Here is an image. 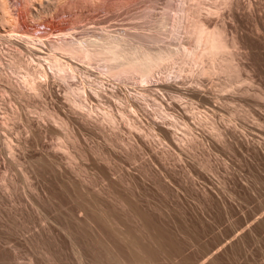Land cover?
Listing matches in <instances>:
<instances>
[{"label": "rangeland", "instance_id": "1", "mask_svg": "<svg viewBox=\"0 0 264 264\" xmlns=\"http://www.w3.org/2000/svg\"><path fill=\"white\" fill-rule=\"evenodd\" d=\"M152 2H154V4ZM191 2L193 1L138 0L136 3L137 6H133V3H128L129 5L125 4L126 6L123 5L124 7H114V9L113 7L110 9H98L99 7L95 6L84 7L87 16L90 17L91 14V17L93 16V18L88 19L89 21L84 20L82 22V20L78 17V14L75 13L77 12V9H71L72 11L69 10L68 13L64 12L65 14H62V12L60 13L63 8H67V2H62L63 6L61 5L60 8H57L58 1L56 0L29 1L28 4L31 6H28L27 4L29 14L25 16V19L29 27H32L29 30L30 32L28 29H25L16 23L17 21H15V19L8 22V26L7 24H2L0 20V33L3 34L0 35V62H2L0 63V66L2 65L1 67H3H0V74H3L6 79L9 77L13 78L14 80L11 79V81L16 82L15 77L8 67V60L13 58L12 54L17 50H20L22 53H20V56L24 58H22L23 60H27L30 57L31 54L29 55L28 49H24L29 45L27 44L26 39H29V37L35 39L37 36L38 40H43L42 38L46 35L43 40L45 41L49 36V31L46 32V30L53 27V22H59L58 24L63 26L67 23V19L72 21L77 17L80 19L79 21H77V18V22L75 21V24L73 21L71 26H64V28L68 29L70 32L77 30L76 32L78 33L75 32L77 35L72 32L76 36H90L92 34L94 35L95 32L100 34L101 32L103 33L107 30H113L112 32L121 34L128 31L135 33L134 29L136 27L139 28H136V32L139 33V30L147 29L146 26L148 29L144 32L141 31L142 34H148L147 32L149 31L150 33H154V29L151 28L154 25V20H156V18H166V15L168 17L166 18L167 21L164 29L167 32L162 29L165 32H160L158 36H160L161 39L165 38L163 40L158 38L159 41L157 44L161 43L162 45L168 44L174 46L180 45L183 41L186 42V40L183 39V32L180 33L182 29L179 28L180 30H176L174 27L177 25L176 20L179 22L178 18L183 15H181L183 12L182 7L184 6L183 8H187ZM263 2L264 0H230V4L225 6L228 7L227 9H225L223 5H219V8H221L217 14L211 16L213 18L210 16L208 17L207 15L208 19H206V14H202L204 19H210L209 24L213 26H224L227 29H225L226 34H228L227 36L236 41L237 44L235 43L234 47L236 48L238 46L237 49L235 50L234 47L233 49L231 48V50L233 52L235 51L234 53L237 55H235L236 58L234 61H236V63L241 67L240 72L242 73L241 75L239 74L240 77L242 76L241 78L247 79L249 84L252 83L250 85L251 87L249 84H247V87L245 86L247 82L240 83L234 81L233 84H231V88L228 89L229 91H219V93L217 92L218 90L216 89L215 84L222 82L224 80L222 77L221 78L223 80H221V78L216 79V77H212L213 79L209 77L208 79L207 76V79H205V76H203V79L200 75L196 77L195 75L198 74L195 71H192V73H190L191 71H185L186 74L182 73L180 76H176L174 72H171V70L170 74L168 73L169 70L167 72L164 70L165 73L162 71L156 74L157 78L155 77V80L153 79V81L149 83L141 84L140 81L131 79L116 81V79L110 77L108 78L107 76L100 74L97 68L95 69L90 67L89 70L86 69L88 70L86 71V77L89 75V79L86 78V80L88 79L87 82L91 78L92 80H90L91 82L89 81V85L92 84V88H96L100 95L97 97L92 93L89 94L90 92L88 93L87 91V99L91 104V106L89 105V109L95 112V114L93 113L92 115L96 117L99 110L102 109L108 112L111 110L112 114H115V116L118 117L117 112L122 108V106L120 107V104L117 103V98L122 97L123 100L128 99L130 102L127 100L124 101L128 103L132 102L134 105L133 107L135 108V112L132 117H134L133 119L136 123H138V129H144H139V131L141 133L145 131L147 138L144 134H136L139 131L134 128H132L134 130L131 132L129 129L131 127H129L127 123L119 117L116 120L117 125L120 126L118 128L116 125L118 129L116 127L112 128L111 126L109 128L108 124L105 126L106 123H103L104 125L102 124V128L101 123H99V126L101 127L98 126L97 121V124L94 123L95 117H92V120H88L91 118H84L85 116H83L84 114L81 110L76 111L75 109H72V107L68 105L69 102L65 97V93L68 91V84L82 85L85 83L84 79L80 76L73 78L74 80L76 79L81 82L80 84L79 82L76 83V80L74 82L72 79V81H66L64 79L66 83L68 82L66 84L63 80L56 77L54 78V76L49 72L47 80H45V84H43L42 87V96L39 98L32 96V101L30 98L29 100L24 98L18 99L12 93L8 94L9 96L6 95L3 99L0 97V100H3L0 101V103L2 102L0 104V127L2 126L0 128V264H112L108 260V254L118 257L123 264H134L132 263V259H130L131 249L127 248L128 246L125 244L126 242L124 243L121 240H117L111 232L107 230V228L94 219L95 214L97 213L108 216V219L110 218L109 221H112L111 224L115 229H117L121 238H127L134 234L137 236L140 244H144L152 248L154 251V256L151 257L153 264H264ZM170 3L173 4V6ZM212 4L213 0H202V6L204 8H207V5H211L213 7L214 4ZM232 4H234L232 7L233 10L231 9ZM123 8H125V10ZM171 13L174 14L172 15ZM64 17L66 18L64 19ZM152 18L154 19L152 20ZM147 19H150L149 21L152 20L151 23ZM168 19H170L171 22H169ZM145 21L147 25L145 24ZM149 23L152 24V26H150ZM48 24L53 25L49 26V28ZM173 25L175 26L173 27ZM132 27L134 29H132ZM140 27L144 28L141 29ZM169 28L171 29L169 30ZM173 28L177 32H174ZM163 33H166L168 36ZM11 34L16 36L18 34L19 36L17 37L21 38L23 41L18 38L19 42L18 40L17 42L22 44L19 45L15 41L14 45L12 44V40H5L2 38L5 35ZM174 35H176V37ZM232 35H235L236 37ZM165 40L168 41L166 42ZM7 41L12 42H9L11 45L7 43ZM240 46H242V48ZM15 54L17 55V53ZM33 57L36 58L37 55L36 57L35 55ZM246 66L247 68H245ZM1 71L3 72L1 73ZM97 71L98 74L95 75ZM188 72L191 76L187 74ZM193 72L196 74H193ZM161 74L163 75L162 78H160ZM97 76L100 77V79H98ZM96 79L98 81L101 80L102 83L100 81L98 82ZM218 79L220 80L219 82ZM3 84L4 83L0 82V87L4 86ZM189 84H191V86ZM134 86L136 87L135 89ZM193 87H195V89ZM233 87H237V91ZM240 87L242 88L240 89ZM259 87H261V89ZM189 88L191 89L189 90ZM202 88L204 91L201 90ZM231 89L234 91V94H232L233 92ZM195 90H198L201 96L200 98L199 95L197 98L192 96L195 95L191 94L195 93ZM247 90L249 91L247 92ZM223 94L229 95L226 96ZM257 94L262 95V97L257 96ZM222 95L225 98H223ZM230 95L232 97L231 99ZM191 98L192 101L190 100ZM193 98L195 100H193ZM217 98L220 99L218 100ZM239 98H242V100ZM139 100L140 102L141 100L143 102L139 103ZM204 100L209 101V104L207 105V102ZM231 100H234V103L233 101L231 102ZM31 102L32 104H30ZM230 103H233V105ZM10 104H12L13 107L12 105L10 106ZM94 104H96L97 107H95ZM114 104H116L117 107L119 104V109ZM32 105H34L35 108L32 107ZM37 105L39 106L37 107ZM227 105H231L230 109L227 108ZM98 106L102 107L99 108ZM186 106L188 108H186ZM213 106L214 108H212ZM173 107L176 108L174 109ZM97 108L99 110H97ZM248 108L252 110L249 111ZM190 109L193 113L190 112ZM194 109H196L195 113L197 114H194ZM256 109L258 112L255 111ZM51 111L53 114L57 113L58 116L66 120L67 127L69 126L68 131L72 136L74 135L73 137H75L74 142H72V140H67L65 135L66 133L63 129L54 123L52 117L50 116L52 114ZM188 111L190 113H188ZM230 111H232V113ZM146 112L148 113L147 115ZM162 112H165L167 117L166 115L163 116ZM169 113L171 116H169ZM194 115H198L196 119ZM202 115H204V117ZM249 115H252L250 120H246L249 119ZM172 116H174V118L177 117L176 119H178V121H185L188 129L191 128V131H194L191 132L189 130L190 135L192 134L191 137L194 135L193 141L192 138H190V140L188 139L189 144L192 142L194 143L193 145L191 143L186 146V144H188L187 138H189L190 135L185 138V133L182 131L185 130V127L183 129V126L179 125L182 128L181 130L179 126H177V129L172 126L173 122L172 124L169 122L173 121ZM170 117L171 119H169ZM205 117H207V119ZM224 117L227 119L225 120ZM3 118L5 120H3ZM164 118L165 120H163ZM212 119L214 121H212ZM201 121H203V124L208 123V125H203L201 123L202 125L200 127L199 124ZM219 121H225L226 125L224 122ZM165 122L167 123L165 124ZM139 124L142 128L139 127ZM243 124L245 125L243 126ZM4 125L5 127H3ZM260 126L263 129H260ZM192 127L194 128L192 129ZM111 129L115 132L116 130H119L116 132L117 134H122L124 132L122 136L119 135L120 138H118L120 140L113 139V137H117L118 135H115L116 133H114V131L112 133ZM215 129L217 132H220V130L223 132L221 134L218 133V135L220 134L219 136H215L213 135V132L216 131ZM150 130H153L154 133H150ZM163 130L166 132L165 135L168 131H170L168 132L169 136L167 135V137H164L166 140L163 138ZM172 130H178L176 133L174 131L177 135H173L174 133ZM105 131L107 132L105 133ZM160 131H162V133ZM110 132L113 135H110ZM147 132H149L150 135H148L149 133ZM142 135L144 136L141 137ZM126 136L132 137L134 142ZM148 136L152 137V139ZM174 136H177V140L173 138ZM182 136H184L187 141L183 139L182 142ZM223 136L228 139L225 140ZM109 137L112 138L110 140L114 142L113 144L116 143L120 145L117 146L115 144L113 148L112 141H108L106 139ZM157 138H160L161 141L157 140ZM222 138L223 141H221ZM9 139L11 140L9 141ZM173 140L181 143L186 142V144L184 143V146H182L183 144L179 145L180 143H177L176 145V142ZM217 140L219 141L217 142ZM122 141L124 143H122ZM62 142L67 143L68 147L66 144L64 145L66 147L65 150L59 148L58 146L59 144H64ZM128 142H130L131 147L133 145L132 148ZM122 144L124 145V148ZM134 145H136V148ZM165 145L168 146L165 147ZM175 145L180 146V148L178 149ZM188 146H190V149ZM197 146L200 147L198 148ZM182 147H188L186 149L187 151L185 148L183 150ZM193 147L195 148L193 149ZM117 148L120 152H117ZM124 149L126 151H124ZM123 151L126 153H122ZM127 151L131 156H127ZM186 152H190V154ZM194 153L195 155H193ZM161 159L163 161H161ZM210 159L211 161H209ZM133 160L135 162H133ZM205 164L209 166H206ZM212 174L214 176H212ZM127 197H129L128 200H126ZM130 233L133 234L131 235ZM157 235L160 236V239L162 237L165 238L166 243L163 244L162 242L164 241V238L160 241V243L163 244V249L158 247L160 243H157L155 240ZM162 244H160V246Z\"/></svg>", "mask_w": 264, "mask_h": 264}, {"label": "bare ground", "instance_id": "2", "mask_svg": "<svg viewBox=\"0 0 264 264\" xmlns=\"http://www.w3.org/2000/svg\"><path fill=\"white\" fill-rule=\"evenodd\" d=\"M31 2L32 0H0V20H1V22H2V24H7V26H8V22H11V21H13V19H15V21H17L16 23H18L21 27H23V28H25V29H28V31L32 28H30L29 27V25L27 24V21H26V19H25V16L27 15V14H29L28 13V7H27V4H28V2ZM37 1V0H36ZM56 1H58V6H57V8H60V6L63 4L62 2H67V8L66 9H64L63 8V10H61L60 11V13L62 12V14L64 13V12H67L68 13V11L69 10H71V9H77V12H75V13H77L78 14V17L82 20V22L84 21V20H88V19H91V18H93V16L91 17V14H90V17L89 16H87V14H86V10H84V7H90V6H95V7H99L98 9H101V8H104V9H110V8H112L113 7V9H114V7H121V6H126L125 4H128V3H133V6L134 5H136L137 6V1L138 0H56ZM169 1V0H168ZM174 1V0H173ZM191 1V0H190ZM193 2H191V4H189V6H187V5H185V6H187V8L185 7V8H183L182 7V9H183V12L181 13V15H182V17H179L178 19H179V22H177L178 20H176V23H177V25H176V23H175V25H173V27L174 28H176V30H178L179 28L180 29H182V31L180 32V33H182L183 32V34H184V37L186 38H184L183 37V39L184 40H186V42L185 41H183V43H179L180 45H176V46H174V45H168V44H166V45H162L161 43L159 44H157V42L159 41L158 40V38L159 39H161L160 38V36H158V34H160V32L162 33V32H165L166 30L164 29V27L166 26L165 24H166V18L168 17V16H166L165 15V17L166 18H162V17H164V16H162L161 18L162 19H157L156 18V20H154V25H153V27H151L152 29H154L153 31H154V33L153 32H151V33H153V34H151L150 33V31L149 32H147L148 34H142L141 33V31H145V30H147L148 29V27L146 26V28L147 29H145V30H139L140 32L138 33V32H136V25H135V29L132 27V29H134L135 31V33H131V31H128V32H126V33H117V32H112V31H110V30H107V31H105V32H101L100 34H97L96 32V34L94 33V35L92 34V35H90V36H76L77 34L76 33H78V32H76L77 30H75L73 33H75L76 35H74L72 32H70V31H68V29H65L64 28V26H71L72 24V22L75 24L77 21H79L80 19L78 18H76L77 19V21H76V19L75 20H70V19H67L66 21H67V23L65 24V25H63V26H61V24H58L57 22H53L54 23V25H53V27L52 28H50L49 26H52L51 24H48V27L50 28V29H48V30H46V32L47 31H49V36L47 37V39L45 40V41H43L44 40V38L46 37V35H44L45 37L44 38H42L43 40H38L37 39V36L35 37V39L34 38H30L29 37V39H26V41H27V44H29L28 46H26L27 48H24V49H28V51H29V55H30V57L27 59V60H23L24 58L23 57H21L20 56V50H17L15 53H17V55L15 54V53H13L11 56L13 57V58H10V60H8L9 61V63H8V67H9V69L11 70V73L13 74V76L15 77V80H16V82H13V81H11V79H13V78H4V76H3V74L1 75L0 74V82L1 83H4L3 85L4 86H2V87H0V91H1V96L0 97H2V99H3V97H5L6 95H8V94H13L14 96H16L18 99H20V98H24V99H26V100H29V98L31 99L32 98V96L33 97H40V96H42L41 94H42V87H43V84H45L44 82H45V80H47V77H48V75H49V72L54 76V78L56 77V78H58V79H61V80H63V82H65L64 81V79L67 81H69V80H74L73 78H77V76H80V77H82V79H84V84H82V85H70V84H68L69 85V88H68V91H67V87L65 88L66 89V99H67V101L69 102V104L68 105H70L71 107H72V109H75L76 111H79V110H81L82 112H83V116H85L84 118H91V119H88V120H92V117H95V116H93L92 114L94 113L95 114V112H93V111H91L90 109H89V107L91 106V104L89 103V101H88V99H87V91H88V93L89 94H93L94 96H97V97H99L100 95H99V92H98V90L96 89V88H92V84H90L91 85V87H90V85H89V81L90 80H92L91 78H90V80L87 82V80L89 79L88 77H89V75H88V77H86V71H88L89 70V68L90 67H93V68H97L98 69V71H99V73L100 74H102V75H104V76H107L108 78L110 77V78H113V79H116V81L117 80H137V81H140L141 82V84H143V83H149V82H151V81H153V79L156 77V74L157 73H160V72H162V71H164V70H166V72L169 70V74H170V70H171V72L173 73H175V75L177 76V75H179L180 76V74H182V73H185L186 74V72L185 71H191L190 73H192V71H195L198 75H195L196 77L197 76H199L200 75V77H202L203 78V76H205V79H207L206 78V76L208 77V79H209V77H211V79H213L212 77H216V79L217 78H221V80H223L222 82H220V83H217V84H215V87H216V89L218 90L217 92H223V91H227L229 88H231V84H233V82L234 81H237V82H240V83H245V82H247V79H245V78H241L240 77V75H241V73L242 72H240V66H239V64H237L236 63V61H234L235 60V58H236V54L231 50V48L233 49V47L235 46V43H236V41H234V39L233 38H229V36H227L228 34H226V28L224 27V26H220L219 24V26H213V25H211V24H209L210 22H209V20H206V19H208V17L210 16H213V15H215V14H217L218 13V11H219V9L221 8H219V5H223L224 7L225 6H228L229 4H230V0H213V7L211 6V5H207V8H204L203 6H202V0H192ZM204 1H207V0H204ZM209 1V0H208ZM232 1V0H231ZM258 1V0H257ZM262 1V0H261ZM142 2H148V1H142ZM158 2V1H157ZM171 2V1H170ZM153 4H154V2H152ZM174 3V2H173ZM181 3V2H180ZM185 3V2H184ZM211 3H212V1H211ZM210 3V4H211ZM264 3V2H263ZM53 4V3H52ZM171 4V3H170ZM186 4V3H185ZM30 4H28V6H29ZM129 5V4H128ZM143 5V4H142ZM141 5V6H142ZM151 5V4H150ZM172 6H173V4H171ZM182 5V4H181ZM180 5V6H181ZM233 5L234 4H232V6H231V9H232V7H233ZM252 5V4H251ZM256 5V4H255ZM31 6V5H30ZM63 6V5H62ZM123 6V7H124ZM132 6V7H133ZM154 6H156V5H154ZM154 6H152V7H154ZM171 6V7H172ZM179 6V5H178ZM205 6V5H204ZM208 6H209V8H208ZM223 6H222V8H223ZM240 6H241V4H240ZM250 6V5H249ZM148 7V6H147ZM170 7V8H171ZM175 7V6H174ZM56 8V9H57ZM92 8V7H91ZM129 8V7H128ZM228 7H225V9H227ZM260 8V7H259ZM55 9V10H56ZM85 9H87V8H85ZM120 9V8H119ZM124 10H125V8H123ZM129 9H131V8H129ZM137 9V8H136ZM135 9V10H136ZM150 9V8H149ZM179 9H181V8H179ZM60 10V9H59ZM95 10H96V8H95ZM178 10V9H177ZM233 10V9H232ZM250 10V9H249ZM72 11V10H71ZM73 11H76V10H73ZM117 11V10H116ZM115 11V12H116ZM152 11V10H151ZM168 11V10H167ZM170 11V10H169ZM174 11V10H173ZM180 11V10H179ZM178 11V12H179ZM182 11V10H181ZM231 11V10H230ZM30 12V11H29ZM59 12V11H58ZM114 12V13H115ZM141 12V11H140ZM154 12V11H153ZM221 12V11H220ZM219 12V13H220ZM227 12V11H226ZM31 13V12H30ZM71 13H73V12H71ZM71 13H69V14H71ZM113 13V12H112ZM119 13H121V12H119ZM122 13H123V11H122ZM136 13V12H135ZM145 13V12H144ZM143 13V14H144ZM147 13H148V11H147ZM152 13V12H151ZM203 13H205L206 14V17H207V15H208V17L206 18V19H204V16L202 15ZM253 13V12H252ZM65 14V13H64ZM76 14V15H77ZM142 14V13H141ZM172 15L174 14V13H171ZM60 15V14H59ZM68 15V14H67ZM97 15H99V14H97ZM114 15V14H113ZM117 15V14H116ZM149 15H152V14H149ZM162 15H164V14H162ZM179 15V14H178ZM223 15V14H222ZM225 15V14H224ZM64 16V15H63ZM130 16V15H129ZM139 16H142V15H139ZM138 16V17H139ZM158 16V15H157ZM217 16V15H216ZM220 16V15H219ZM29 17V16H28ZM68 17V16H67ZM109 17V16H108ZM153 17H154V15H153ZM172 17V16H171ZM218 17V16H217ZM63 18V17H62ZM61 18V19H62ZM66 17H64V19H65ZM107 18V17H106ZM113 18H114V16H113ZM118 18V17H117ZM149 18V17H148ZM159 18V17H158ZM211 18H213V17H211ZM124 19V18H123ZM134 19V18H133ZM154 18H152V20H153ZM170 19H172V18H170ZM170 19H168L169 20V22H171V20ZM177 19V18H176ZM215 19V18H214ZM219 19H220V17H219ZM59 20V19H58ZM120 20V19H119ZM121 20H122V18H121ZM125 20V19H124ZM127 20V19H126ZM148 21L150 20V19H147ZM151 20V21H152ZM173 20V19H172ZM175 20V19H174ZM76 21V22H75ZM89 21V20H88ZM140 21V20H139ZM151 21H149L150 23H151ZM213 21V20H212ZM61 22V21H60ZM174 22V21H173ZM140 23V22H139ZM149 23V24H150ZM211 23H214V22H211ZM218 23V22H217ZM225 23V22H224ZM10 24V23H9ZM138 24V23H137ZM144 24V23H143ZM145 24H146V21H145ZM148 24V25H149ZM263 24V23H262ZM95 25V24H94ZM147 25V24H146ZM171 25H172V23H171ZM224 25V24H223ZM264 25V24H263ZM150 26H152V24H150ZM4 27V26H3ZM46 27V26H45ZM67 28V27H66ZM72 28V27H71ZM129 28H131V27H129ZM141 28V27H140ZM142 28H144V27H142ZM141 28V29H142ZM150 28V27H149ZM173 28V30H174V32H177L175 29ZM102 29V28H101ZM137 29H139V28H137ZM152 29H149V30H152ZM162 29H164V30H162ZM171 28H169V30H170ZM179 29V30H180ZM226 29V30H225ZM87 30V29H86ZM92 30V29H91ZM115 30V29H114ZM131 30V29H130ZM162 30V31H161ZM168 30V31H169ZM254 30V29H253ZM96 31V30H95ZM102 31H104V30H102ZM252 31V30H251ZM261 31V30H260ZM14 32V31H13ZM30 32V31H29ZM81 32V31H80ZM130 32V33H129ZM132 32H133V30H132ZM167 32V31H166ZM12 33V32H11ZM15 33V32H14ZM16 33H18V32H16ZM20 33V32H19ZM169 33V32H168ZM228 33H229V31H228ZM254 33V32H253ZM23 34V33H22ZM80 34V33H79ZM78 34V35H79ZM85 34V33H84ZM88 34H89V32H88ZM163 34H166V33H163ZM163 34H161V35H163ZM233 34V33H232ZM263 34V33H262ZM0 35H3L2 33H0ZM14 35V34H13ZM12 34L11 35H5V36H3L2 38L3 39H5V40H12V42H10V41H7V43H12V44H14V42L16 41L17 42V40H18V38L19 37H17V36H19L18 34H17V36L16 35H14L13 36ZM33 35V34H32ZM167 35V34H166ZM172 35V34H171ZM260 35V34H259ZM168 36V35H167ZM173 36V35H172ZM175 37H176V35H174ZM178 36V35H177ZM232 36H235V35H232ZM1 37V36H0ZM22 37V36H21ZM24 37V36H23ZM43 37V36H42ZM161 37H163V36H161ZM236 37V36H235ZM259 37V36H258ZM39 38V37H38ZM165 38V37H164ZM164 38H162L161 40H163ZM170 38V37H169ZM252 38V37H251ZM20 40H21V38H19ZM174 39V38H173ZM176 39V38H175ZM179 39V38H178ZM239 39V38H238ZM170 40V39H169ZM21 41H23V40H21ZM166 41V40H165ZM168 41V40H167ZM166 41V42H167ZM238 41V40H237ZM18 42H19V40H18ZM17 42V43H18ZM166 42H163V43H166ZM177 42V41H176ZM178 42H179V40H178ZM182 42V41H181ZM185 42V43H184ZM239 42V41H238ZM244 42V41H243ZM256 42V41H255ZM6 43V44H7ZM9 43V44H10ZM16 43V44H17ZM263 43V42H262ZM19 44V43H18ZM17 44V46L19 47V45L20 44H22V43H20L19 45ZM237 44V43H236ZM240 44V43H239ZM11 45V44H10ZM15 45V44H14ZM13 45V46H14ZM242 45V44H241ZM8 46V45H7ZM25 47V46H24ZM238 47V46H237ZM237 47L235 48V50L237 49ZM241 48H242V46H240ZM21 48V47H20ZM13 49H15V48H13ZM22 49H23V47H22ZM238 49H240V48H238ZM252 49V48H251ZM242 50V49H241ZM27 51V50H26ZM239 51V50H238ZM237 51V52H238ZM239 53V52H238ZM6 54V53H5ZM14 54H15V56H14ZM22 54V53H21ZM243 54V53H242ZM262 54V53H261ZM3 55V54H2ZM35 55V57H36V55H37V57L36 58H34L33 56ZM236 55V56H235ZM254 55V54H253ZM241 56V55H240ZM21 57V58H20ZM242 57V56H241ZM246 57V56H245ZM263 57V56H262ZM23 58V59H22ZM243 58V57H242ZM248 58H250V57H248ZM256 58V57H255ZM238 59H239V57H238ZM1 61V60H0ZM239 61V60H238ZM241 61V60H240ZM247 61V60H246ZM0 63H2V62H0ZM5 63H6V61H5ZM3 65H4V63H3ZM2 66V65H1ZM0 66V67H1ZM5 66V65H4ZM245 66V65H244ZM1 68H3V67H1ZM0 68V69H1ZM5 68V67H4ZM93 68H92V70H93ZM245 68H247V66L245 67ZM258 68V67H257ZM263 68V67H262ZM86 69H88V70H86ZM243 69V68H242ZM254 69V68H253ZM8 70V69H7ZM250 70V69H249ZM94 71V70H93ZM98 71L95 73V75L96 74H98ZM243 71V70H242ZM3 71H1V73H2ZM10 72V71H9ZM95 72V71H94ZM195 72H193V74L195 73ZM240 72V73H239ZM90 73V72H89ZM163 73H165V71L163 72ZM171 73V74H172ZM195 73V74H196ZM244 73V72H243ZM250 73V72H249ZM8 74V73H7ZM50 74V75H51ZM187 74H189V72L187 73ZM240 74V75H239ZM254 74V73H253ZM256 74V73H255ZM5 75V74H4ZM94 75V74H93ZM92 75V76H93ZM190 75V74H189ZM244 75V74H243ZM246 75V74H245ZM2 76H3V78H2ZM8 76V75H7ZM12 76V75H11ZM12 76V77H13ZM104 76H103V78H104ZM162 74H161V77L160 78H162ZM171 76V75H170ZM169 76V77H170ZM175 76V77H176ZM191 76V75H190ZM194 76V75H193ZM249 76V75H248ZM251 76V75H250ZM253 76V75H252ZM79 77V78H80ZM98 77V76H97ZM182 77V76H181ZM184 77V76H183ZM78 78V79H79ZM86 78H88L87 80H86ZM157 78V77H156ZM168 78V77H167ZM187 78H188V76H187ZM251 78H253V77H251ZM81 79V78H80ZM82 79H81V81H82ZM98 79H100V77H98ZM102 79V78H101ZM166 79V78H165ZM201 79V78H200ZM204 79V78H203ZM14 80V79H13ZM55 80V79H54ZM71 80V81H72ZM76 80V79H75ZM75 80H74V82H75ZM97 80V79H96ZM105 80V79H104ZM155 80V79H154ZM157 80V79H156ZM161 80V79H160ZM178 80V79H177ZM186 80H189V79H186ZM255 80V79H254ZM77 81V80H76ZM95 81V80H94ZM98 81V80H97ZM100 82H101V80H99ZM98 81V82H99ZM110 81V80H109ZM108 81V82H109ZM165 81V80H164ZM176 81V80H175ZM174 81V82H175ZM179 81H180V79H179ZM178 81V82H179ZM220 80L218 79V82H219ZM79 81H77L76 83H78ZM83 82V81H82ZM91 82V81H90ZM131 82V81H130ZM186 82V81H185ZM203 82V81H202ZM206 82V81H205ZM209 82V81H208ZM249 82V81H248ZM246 83L245 84V86L247 87L248 85L247 84H249V83ZM255 82V81H254ZM59 83V82H58ZM66 83V82H65ZM68 83V82H67ZM66 83V84H67ZM81 82H79V84H80ZM102 83V82H101ZM192 83V82H191ZM210 83V82H209ZM213 83V82H212ZM216 83V82H215ZM48 84V83H47ZM104 84V83H103ZM109 84V83H108ZM156 84V83H155ZM168 84V83H167ZM179 84V83H178ZM177 84V85H178ZM198 84H201V83H198ZM203 84V83H202ZM208 84V83H207ZM236 84V83H235ZM252 84V83H251ZM251 84H249V86L251 85ZM62 85V84H61ZM61 85H59V86H61ZM63 85H65V84H63ZM101 85V84H100ZM151 85V84H150ZM149 85V86H150ZM190 86H191V84H189ZM206 85V84H205ZM209 85V84H208ZM244 85V84H243ZM67 86V85H66ZM143 86V85H142ZM148 86V85H147ZM155 86V85H154ZM157 86V85H156ZM170 86V85H169ZM193 86V85H192ZM203 86H204V84H203ZM202 86V87H203ZM238 86H240V85H238ZM242 86V85H241ZM253 86H254V84H253ZM252 86V87H253ZM257 86V85H256ZM55 87V86H54ZM90 87V88H89ZM94 87H95V85H94ZM124 87V86H123ZM126 87V86H125ZM184 87V86H183ZM182 87V88H183ZM187 87H189V86H187ZM244 87V86H243ZM251 87V86H250ZM255 87V86H254ZM62 88V87H61ZM133 88V87H132ZM136 87L134 86V89H135ZM194 89H195V87H193ZM201 88V87H200ZM204 88V87H203ZM203 88L201 89V90H203ZM209 88V87H208ZM234 88V87H233ZM232 88V89H233ZM237 88V87H236ZM236 88H234L236 91H237V89ZM242 87H240V89H241ZM260 89H261V87H259ZM263 88V87H262ZM48 89V88H47ZM105 89V88H104ZM141 89V88H140ZM145 89H146V87H145ZM191 88H189V90H190ZM198 89H199V86H198ZM231 89V90H232ZM245 89V88H244ZM255 89L257 90V88L255 87ZM49 90V89H48ZM113 90V89H112ZM128 90V89H127ZM139 90V89H138ZM142 90H143V88H142ZM147 90V89H146ZM164 90V89H163ZM170 90H171V88H170ZM175 90V89H174ZM182 90V89H181ZM259 90V89H258ZM264 90V89H263ZM65 91V90H64ZM130 91V90H129ZM135 91V90H134ZM177 91V90H176ZM204 91V90H203ZM206 91V90H205ZM209 91V90H208ZM216 91V90H215ZM229 91V90H228ZM240 91V90H239ZM249 90H247V92H248ZM101 92V91H100ZM165 92V91H164ZM192 92V91H191ZM195 93H191V94H195V95H192L194 98H197L198 97V95H199V98L201 97L200 96V94H199V92H198V90H195L194 91ZM207 92V91H206ZM219 92V93H220ZM231 92V91H230ZM230 92H228V93H230ZM233 92V93H232ZM232 94H234V91L232 90ZM254 92V91H253ZM150 93V92H149ZM182 93V92H181ZM237 93V92H236ZM250 93V92H249ZM248 93V94H249ZM64 94V95H65ZM88 94V96L91 98V96ZM183 94V93H182ZM245 94V93H244ZM251 94V93H250ZM249 94V95H250ZM102 95V94H101ZM137 95V94H136ZM166 95V94H165ZM172 95V94H171ZM190 95V94H189ZM203 95V94H202ZM219 95H221V94H219ZM223 95H226V96H228L227 94H223ZM222 95V96H223ZM241 95V94H240ZM253 95V94H252ZM251 95V96H252ZM9 96V95H8ZM7 96V97H8ZM11 96V95H10ZM93 96V97H94ZM112 96H116V95H112ZM111 96V97H112ZM142 96H144V95H142ZM185 96V95H184ZM187 96V95H186ZM192 96H190V97H192ZM217 96H218V94H217ZM233 96V95H232ZM248 96V95H247ZM246 96V97H247ZM254 96V95H253ZM252 96V97H253ZM257 96H260V97H262V95H260V94H257ZM15 97V98H16ZM55 97V96H54ZM102 97V96H101ZM110 97V98H111ZM133 97H135V96H133ZM159 97V96H158ZM181 97V96H180ZM219 97V96H218ZM221 97V96H220ZM235 97H236V95H235ZM239 97V96H238ZM242 97H243V94H242ZM251 97V98H252ZM114 98H116V97H114ZM131 98H132V95H131ZM174 98V97H173ZM193 98V100H195ZM223 98H225L224 96H223ZM226 98H229V97H226ZM232 97H231V95H230V99H231ZM1 99V98H0ZM41 99V98H40ZM100 99V98H99ZM136 99V98H135ZM141 99V98H140ZM166 99V98H165ZM180 99V98H179ZM182 99V98H181ZM214 99V98H213ZM218 100L220 99V98H217ZM235 99V98H234ZM237 99V98H236ZM239 99H241L242 100V98H239ZM246 99V98H245ZM254 99H257V98H254ZM259 99V98H258ZM263 99H264V94H263ZM11 100H12V98H11ZM16 100V99H15ZM35 100V99H34ZM33 100V101H34ZM46 100V99H45ZM110 100V99H109ZM117 100H118V102L117 103H119L120 104V107L122 106V108L121 109H119L118 107H119V104H118V107H117V105L116 104H114V105H116V107L119 109L118 110V117L119 118H121V120H123V121H125L126 123H127V125L129 126V127H131V128H129L130 129V131L132 132L134 129L135 130H137V131H139V129H138V126H137V124L138 123H136L135 122V120L133 119L134 117H132V115L134 114V105L132 104V102L131 103H128V102H130V101H128V99H124V100H127L128 102H126V101H124L123 99H122V97H118L117 98ZM146 100V99H145ZM185 100V99H184ZM191 101H192V98L190 99ZM227 100H229V99H227ZM0 101H3V100H0ZM31 101H32V99H31ZM116 101V100H115ZM174 101H176V100H174ZM204 101H206V100H204ZM222 101V100H221ZM233 101V103H234V100H231V102ZM259 101V100H258ZM264 101V100H263ZM18 102V101H17ZM26 102V101H25ZM24 102V103H25ZM95 102V101H94ZM102 102V101H101ZM137 102V101H136ZM141 102H143L142 100H141ZM140 102V100H139V103H141ZM156 102V101H155ZM171 102V101H170ZM187 102V101H186ZM196 102V101H195ZM194 102V103H195ZM207 102V105L209 104V101H206ZM215 102V101H214ZM227 102V101H226ZM225 102V103H226ZM249 102V101H248ZM2 103V102H1ZM0 103V104H1ZM12 103V102H11ZM14 103V102H13ZM33 103H35V102H33ZM92 103V102H91ZM150 103V102H149ZM161 103V102H160ZM172 103H174V102H172ZM197 103V102H196ZM223 103V102H222ZM224 103V104H225ZM233 103L231 104V105H233ZM236 103H238V102H236ZM6 104V103H5ZM21 104V103H20ZM30 104H32V102L30 103ZM36 104V103H35ZM34 104V105H35ZM102 104V103H101ZM106 104V103H105ZM143 104H145V103H143ZM159 104V103H158ZM176 104V103H175ZM189 104V103H188ZM204 104H205V102H204ZM228 104V103H227ZM4 105V104H3ZM8 105V104H7ZM12 104H10V106H11ZM27 105V104H26ZM25 105V106H26ZM34 105H32V107H34L35 108V106ZM44 105V104H43ZM90 105V106H89ZM95 105V107H97L96 106V104H94ZM146 105V104H145ZM161 105V104H160ZM170 105V104H169ZM180 105V104H179ZM192 105V104H191ZM201 105H202V103H201ZM213 105V104H212ZM230 105V106H231ZM238 105V104H237ZM28 106H31V105H28ZM39 105H37V107H38ZM53 106V105H52ZM92 106H93V104H92ZM113 106V105H112ZM140 106V105H139ZM150 106V105H149ZM152 106V105H151ZM154 106V105H153ZM197 106V105H196ZM205 106V105H204ZM216 106V105H215ZM230 106L229 105H227V108L228 109H230ZM244 106V105H243ZM260 106V105H259ZM12 107H13V105H12ZM18 107V106H17ZM59 107V106H58ZM70 107V108H71ZM99 107V106H98ZM102 107V106H101ZM101 107H99V108H101ZM164 107H165V105H164ZM182 107V106H181ZM183 107H184V105H183ZM182 107V108H183ZM194 107V106H193ZM199 107V106H198ZM211 107V106H210ZM222 107V106H221ZM225 107V106H224ZM252 107V106H251ZM7 108V107H6ZM50 108V107H49ZM109 108V107H108ZM141 108V107H140ZM147 108V107H146ZM160 108V107H159ZM162 108V107H161ZM174 108V107H173ZM176 108V107H175ZM174 108V109H175ZM186 108H188L187 106H186ZM194 108H196V109H198L197 107H194ZM205 108V107H204ZM212 108H214V106L212 107ZM226 108V107H225ZM224 108V109H225ZM226 108V109H227ZM238 108V107H237ZM237 108H236V110H237ZM241 108H243V107H241ZM245 108V107H244ZM14 109V108H13ZM18 109V108H17ZM91 109H92V107H91ZM96 109V108H95ZM104 109V108H103ZM148 109V108H147ZM164 109V108H163ZM169 109H170V107H169ZM184 109V108H183ZM196 109H194V114H197V113H195V110ZM220 109V108H219ZM223 109V110H224ZM232 109V108H231ZM249 109V108H248ZM255 109V108H254ZM253 109V110H254ZM15 110V109H14ZM19 110V109H18ZM44 110V109H43ZM43 110H41V111H43ZM97 110H99L98 108H97ZM149 110H150V108H149ZM158 110V109H157ZM171 110V109H170ZM200 110V109H199ZM239 110V109H238ZM250 110H252V109H249V111ZM262 110V109H261ZM47 111V110H46ZM45 111V112H46ZM115 111V110H114ZM136 111H137V109H136ZM143 111V110H142ZM151 111H152V109H151ZM159 111V110H158ZM161 111H163V110H161ZM192 110L190 109V112H191ZM209 111H210V109H209ZM221 111V110H220ZM256 112H258L257 111V109L255 110ZM39 112V111H38ZM52 112V111H51ZM58 112V111H57ZM92 112V113H91ZM166 112V111H165ZM165 112H162V115L164 116V115H166V117H167V114L165 113ZM174 112V111H173ZM180 112V111H179ZM189 111H188V113H190ZM197 112V111H196ZM231 113H232V111H230ZM246 112V111H245ZM244 112V113H245ZM253 112V111H252ZM262 112V111H261ZM59 113V112H58ZM116 113V112H115ZM142 113V112H141ZM152 113V112H151ZM187 113V112H186ZM187 113V114H188ZM191 113H193V112H191ZM200 113H201V111H200ZM219 113V112H218ZM217 113V114H218ZM237 113H238V111H237ZM243 113V114H244ZM9 114V113H8ZM35 114H36V112H35ZM51 114V113H50ZM59 114H61V113H59ZM63 114V113H62ZM98 115H96V117L94 118L95 120H94V123H96V121H97V123H98V126H99V123H101V126H102V124L104 123H106L105 124V126L108 124V126H109V128H110V126L113 128V127H116V125H117V116H115V114L113 115L112 114V112H111V110H110V112H108V111H105V110H99V112L97 113ZM148 113L146 112V115H147ZM170 114V113H169ZM182 114V113H181ZM213 114V113H212ZM224 114H225V112H224ZM235 114V113H234ZM233 114V115H234ZM242 114V113H241ZM255 114V113H254ZM19 115V114H18ZM48 115V114H47ZM69 115V114H68ZM79 115V114H78ZM117 115V114H116ZM153 115V114H152ZM158 115V114H157ZM192 115V114H191ZM190 115V116H191ZM205 115V114H204ZM204 115H202L203 117H204ZM207 115V114H206ZM210 115V114H209ZM222 115V114H221ZM230 115V114H229ZM236 115V114H235ZM240 115V114H239ZM257 115V114H256ZM263 115V114H262ZM29 116V115H28ZM41 116V115H40ZM49 116V115H48ZM51 117H52V119H53V121H54V123H56L57 125H58V127H61L62 129H63V131L66 133H64L65 135H66V139L67 140H72V142H74V138L75 137H73L71 134H70V132L68 131V127H67V122H66V120L65 119H63V118H61L60 116H58L57 115V113L55 114H53V112H52V114L50 115ZM49 116V117H50ZM169 116H171V114L169 115ZM198 116V115H197ZM197 116H195L194 115V117H195V119H196V117ZM200 116V115H199ZM216 116V115H215ZM231 116V115H230ZM230 116H228V117H230ZM245 116H246V114H245ZM248 116V115H247ZM252 116V115H251ZM251 116L249 115V119H246V120H250V118H251ZM9 117V116H8ZM73 117V116H72ZM78 117V116H77ZM151 117V116H150ZM157 117V116H156ZM155 117V118H156ZM185 117V116H184ZM201 117V116H200ZM210 117V116H209ZM226 117V116H225ZM224 117V118H225ZM262 117V116H261ZM260 117V118H261ZM6 118V117H5ZM29 118V117H28ZM70 118V117H69ZM83 118V117H82ZM138 118H140V117H138ZM160 118H162V117H160ZM177 118V117H176ZM176 118H174V116H172V119H173V121H169V122H171V124H172V122H173V124H172V126L175 128L176 127V129H177V126H183L182 128L184 129V127H185V130H182V128H181V130L182 131H184V133H185V138L186 137H189V135H190V131H191V128L190 129H188V126H187V124L185 123V121H183V120H179L178 121V119H176ZM206 119H207V117H205ZM205 118H204V121H205ZM221 118V117H220ZM236 118V117H235ZM246 118V117H245ZM49 119V118H48ZM51 119V120H52ZM71 119V118H70ZM142 119V118H141ZM153 119V118H152ZM168 119V118H167ZM166 119V120H167ZM169 119H171V117L169 118ZM168 119V120H169ZM190 119V118H189ZM194 119V118H193ZM198 119H200V118H198ZM202 119V118H201ZM216 119V118H215ZM227 118H225V120H226ZM234 119V118H233ZM243 119V118H242ZM253 119H254V117H253ZM252 119V120H253ZM256 119H258V118H256ZM3 120H5L4 118H3ZM7 120V119H6ZM50 120V121H51ZM119 120V119H118ZM155 120V119H154ZM163 120H165V118L163 119ZM203 120V119H202ZM235 120H238V119H235ZM245 120V119H244ZM255 120V119H254ZM259 120V119H258ZM257 120V121H258ZM70 121V120H69ZM87 121V120H86ZM146 121V120H145ZM194 121V120H193ZM196 121H200V120H196ZM195 121V122H196ZM212 121H214L213 119H212ZM264 121V120H263ZM9 122V121H8ZM17 122V121H16ZM20 122V121H19ZM32 122H34V121H32ZM144 122V121H143ZM159 122V121H158ZM157 122V123H158ZM188 122V121H187ZM203 121H201L200 122V127H201V125L203 124L202 123ZM219 122H224V124H225V121H219ZM249 122V121H248ZM1 123V122H0ZM96 123V124H97ZM167 122H165V124H166ZM193 123V122H192ZM199 123V122H198ZM202 123V124H201ZM212 123V122H211ZM211 123H210V125H211ZM255 123V122H254ZM253 123V124H254ZM261 123V122H260ZM13 124V123H12ZM77 124V123H76ZM103 124V125H104ZM119 124V123H118ZM152 124V123H151ZM195 124V123H194ZM207 125H208V123H206ZM206 124H203V125H206ZM216 124V123H215ZM230 124V123H229ZM6 125V124H5ZM5 125L3 126V127H5ZM69 125H70V123H69ZM85 125H86V123H85ZM126 125V124H125ZM150 125V124H149ZM156 125V124H155ZM217 125V124H216ZM221 125H222V123H221ZM226 125V124H225ZM234 125V124H233ZM245 124H243V126H244ZM250 125V124H249ZM254 125H256V124H254ZM74 126V125H73ZM101 126H99V127H101ZM118 126V125H117ZM144 126H145V124H144ZM151 126V125H150ZM149 126V127H150ZM212 126H214V125H212ZM230 126V125H229ZM240 126V125H239ZM259 126V125H258ZM2 127V126H1ZM0 127V128H1ZM42 127V126H41ZM91 127V126H90ZM96 127V126H95ZM120 126H118V128H119ZM139 127H141L140 126V124H139ZM147 127V126H146ZM160 127V126H159ZM162 127V126H161ZM163 127H165V126H163ZM191 127V126H190ZM197 127H199V126H197ZM196 127V128H197ZM228 127V126H227ZM234 127V126H233ZM248 127V126H247ZM25 128H26V126H25ZM102 128H103V126H102ZM117 128V127H116ZM117 128V129H118ZM132 128H134V129H132ZM142 128V127H141ZM154 128V127H153ZM194 127H192V129H193ZM208 128V127H207ZM210 128V127H209ZM218 128V127H217ZM235 128V127H234ZM242 128V127H241ZM249 128V127H248ZM251 128H252V126H251ZM255 128V127H254ZM262 127L260 126V129H261ZM31 129V128H30ZM74 129V128H73ZM98 129V128H97ZM148 129V128H147ZM200 129H202V128H200ZM213 129V128H212ZM229 129V128H228ZM247 129V128H246ZM250 129V128H249ZM256 129V128H255ZM263 129V128H262ZM61 130V129H60ZM101 130V129H100ZM140 130H144V129H140ZM149 130V129H148ZM148 130H146V131H148ZM159 130H161V129H159ZM170 130V129H169ZM180 130V131H181ZM190 130V131H189ZM206 130V129H205ZM216 130V129H215ZM230 130V129H229ZM259 130V129H258ZM113 129H111V132L113 133ZM117 131H119V130H116V132ZM151 131V130H150ZM149 131V132H150ZM158 131V130H157ZM164 131V135L163 134H161V135H163V138L166 136L167 137V135L169 134L168 132H170V131H168L167 132V134L165 135V130H163ZM167 131V130H166ZM173 131V130H172ZM175 131V133L178 131H176V130H174ZM174 131H173V133H174ZM180 131H179V133H180ZM181 131V132H182ZM234 131V130H233ZM249 131V130H248ZM107 131H105V133H106ZM110 132V135H113L112 133ZM115 131H114V133H116ZM149 132H147V133H149ZM153 132V130L150 132V133H152ZM161 133H162V131H160ZM159 132V133H160ZM191 132H194L193 130L191 131ZM205 132V131H204ZM206 132H208V131H206ZM223 132V131H222ZM221 130H220V132H217V130L216 131H214L213 132V135H215V136H219L221 133ZM237 132H238V130H237ZM264 132V131H263ZM18 133V132H17ZM63 133V132H62ZM74 133V132H73ZM85 133H87V132H85ZM118 133H120V132H118ZM124 133V132H123ZM122 133V134H123ZM126 133V132H125ZM130 133V132H129ZM134 133V132H133ZM135 133H136V131H135ZM140 133V135L141 134H144L145 135V137L147 138V136H146V133H145V131L144 132H138V133H136V134H139ZM150 133L148 134V135H150ZM154 133V132H153ZM173 134V135H177V134ZM201 133V132H200ZM212 133V132H211ZM218 133H220L219 135H218ZM229 133V132H228ZM240 133H242V132H240ZM239 133V134H240ZM247 133V132H246ZM249 133V132H248ZM19 134V133H18ZM104 134V133H103ZM122 134L120 133V134H115V135H118L117 137H113V139L114 140H118L120 137H119V135L120 136H122ZM156 134V133H155ZM199 134V133H198ZM209 134V133H208ZM234 134V133H233ZM254 134V133H253ZM257 134V133H256ZM126 135V134H125ZM130 135V134H129ZM144 135H142L141 137H143ZM153 135V134H152ZM159 135V134H158ZM172 135V136H173ZM182 135H183V133H182ZM203 135V134H202ZM222 135H225V134H222ZM264 135V134H263ZM108 136V135H107ZM131 136V135H130ZM169 136V135H168ZM192 136V134L190 135V137L189 138H187V140L189 139L190 140V138H192V141H193V138H194V135H193V137H191ZM210 136V135H209ZM208 136V137H209ZM215 136H213V137H215ZM229 136V135H228ZM250 136H252V135H250ZM119 137V138H118ZM127 137V136H126ZM135 137V136H134ZM149 137V136H148ZM156 137V136H155ZM155 137H153V138H155ZM160 137H162V136H160ZM177 137V136H176ZM175 136L173 137V138H175L176 140H177V138H176ZM180 137V136H179ZM178 137V138H179ZM197 137V136H196ZM195 137V138H196ZM213 137H210V138H213ZM241 137V136H240ZM245 137V136H244ZM78 138V137H77ZM127 138H130V139H132V137H127ZM150 139H152V137H149ZM148 138V139H149ZM173 138H170V139H173ZM184 138V136H182V142H183V139H185ZM220 138V137H219ZM223 138H225L224 136H223ZM223 138H222V140L221 141H223ZM233 138V137H232ZM65 139V140H66ZM80 139V138H79ZM79 139H78V141H79ZM104 139V138H103ZM108 141H112V140H110V139H112V138H106ZM126 139V138H125ZM124 139V140H125ZM143 139V138H142ZM165 139V138H164ZM169 139V138H168ZM180 139V140H181ZM200 139V138H199ZM198 139V140H199ZM203 139V138H202ZM217 139V138H216ZM228 139V138H227ZM226 138H225V140H227ZM11 139H9V141H10ZM66 140V141H67ZM89 140V139H88ZM105 140V139H104ZM120 140V139H119ZM133 140V142H134V139H132ZM131 140V141H132ZM144 140V139H143ZM157 140H160L161 141V139L160 138H157ZM166 140V139H165ZM179 140V141H180ZM186 140V139H185ZM186 140V141H187ZM189 140L187 141L188 142V144H186V142H184L185 144H186V146L187 145H190L192 142H190V144H189ZM196 140H197V138H196ZM208 140V139H207ZM211 140H214V139H211ZM224 140V141H225ZM245 140V139H244ZM82 141V140H81ZM126 141V140H125ZM171 141V140H170ZM173 141H175V140H173ZM219 140H217V142H218ZM242 141V140H241ZM136 142V141H135ZM142 142V141H141ZM146 142V141H145ZM148 142H149V140H148ZM168 142V141H167ZM172 142V141H171ZM176 142V141H175ZM174 142V143H175ZM195 142V141H194ZM62 143H64V142H62ZM106 143V142H105ZM110 143V142H109ZM114 142L112 141V144H113ZM121 143V142H120ZM122 143H124L123 141H122ZM129 144H130V142H128ZM156 143H158V142H156ZM177 143H180L179 145H182V146H184V143H181V142H176V145H177ZM66 144V146H67V143L65 142L64 144H59L58 146H59V148H62V149H64L65 150V145ZM70 144V143H69ZM107 144V143H106ZM116 144V143H115ZM115 144H113V148H114V145ZM126 144V143H125ZM133 144V143H132ZM135 144V143H134ZM168 144H169V142H168ZM194 143H192V145H193ZM203 144V143H202ZM201 144V145H202ZM75 145V144H74ZM109 145V144H108ZM117 146H119L118 144H116ZM123 145V144H122ZM158 145V144H157ZM163 145V144H162ZM175 145V146H176ZM191 145V146H192ZM199 145V144H198ZM209 145V144H208ZM212 145V144H211ZM216 145V144H215ZM231 145V144H230ZM255 145V144H254ZM264 145V144H263ZM116 146V147H117ZM136 145H134V147H135ZM168 145H165V147H167ZM210 146V145H209ZM223 146H225V145H223ZM68 147V146H67ZM109 147H110V145H109ZM121 147V146H120ZM128 147V146H127ZM130 147H131V144H130ZM132 147H133V145H132ZM131 147V148H132ZM162 147V146H161ZM176 147H178V149L180 148V146H176ZM189 147V149H190V146H188ZM188 147H184L185 148V150L188 148ZM198 147V146H197ZM200 147V146H199ZM198 147V148H199ZM213 147V146H212ZM251 147V146H250ZM249 147V148H250ZM10 148V147H9ZM112 148V149H113ZM119 148V147H118ZM118 148H117V152H120V151H118ZM122 148V147H121ZM123 148H124V145H123ZM126 148V147H125ZM129 148V147H128ZM127 148V149H128ZM136 148V147H135ZM164 148V147H163ZM168 148H170V147H168ZM184 148L182 147V149L184 150ZM192 148V147H191ZM195 147H193V149H194ZM218 148V147H217ZM230 148V147H229ZM182 149H180V150H182ZM203 149V148H202ZM211 149V148H210ZM61 150V149H60ZM122 150V149H121ZM129 150H130V148H129ZM133 150V149H132ZM153 150V149H152ZM159 150V149H158ZM182 150V151H183ZM192 150V149H191ZM124 151H126L125 149H124ZM122 152V153H126V152ZM135 151V150H134ZM166 151V150H165ZM169 151V150H168ZM178 151V150H177ZM187 151V150H186ZM214 151V150H213ZM99 152H100V150H99ZM193 152V151H192ZM205 152H206V150H205ZM127 153H128V151H127ZM144 153V152H143ZM167 153V152H166ZM172 153V152H171ZM170 153V154H171ZM185 153V152H184ZM186 153H189L190 154V152H186ZM209 153H211V152H209ZM208 153V154H209ZM237 153V152H236ZM110 154H112V153H110ZM213 154V153H212ZM120 155V154H119ZM165 155V154H164ZM180 155V154H179ZM181 155H183V154H181ZM188 155V154H187ZM193 155H195V153L193 154ZM122 156V155H121ZM127 156H131L129 153H128V155ZM150 156V155H149ZM163 156V155H162ZM190 156V155H189ZM199 156V155H198ZM151 157V156H150ZM165 157H167V156H165ZM170 157V156H169ZM134 158V157H133ZM136 158H137V155H136ZM168 158V157H167ZM188 158V157H187ZM190 158V157H189ZM210 158V157H209ZM131 159V158H130ZM135 159V158H134ZM173 159H174V157H173ZM172 159V160H173ZM192 159V158H191ZM190 159V160H191ZM212 159V158H211ZM211 159L209 160V161H211ZM111 160V159H110ZM167 160V159H166ZM183 160H184V158H183ZM200 160V159H199ZM208 160V159H207ZM213 160V159H212ZM125 161V160H124ZM138 161V160H137ZM161 161H163L162 159H161ZM133 162H135L134 160H133ZM178 162H179V160H178ZM181 162V161H180ZM183 162V161H182ZM189 162V161H188ZM187 162V163H188ZM200 162H202V161H200ZM205 162V161H204ZM208 162V161H207ZM132 163V162H131ZM140 163V162H139ZM164 163V162H163ZM177 163V162H176ZM193 163H195V162H193ZM171 164V163H170ZM182 164V163H181ZM180 164V165H181ZM186 164V163H185ZM116 165V164H115ZM131 165V164H130ZM174 165V164H173ZM187 165V164H186ZM194 165H196V164H194ZM206 165V164H205ZM137 166V165H136ZM139 166V165H138ZM188 166V165H187ZM199 166V165H198ZM201 166V165H200ZM206 166H209V165H206ZM166 167V166H165ZM171 167V166H170ZM184 167V166H183ZM182 167V168H183ZM186 167V166H185ZM173 168V167H172ZM204 168H205V166H204ZM210 168H211V166H210ZM132 169V168H131ZM144 169V168H143ZM163 169V168H162ZM169 169V168H168ZM81 170V169H80ZM207 170H208V167H207ZM83 171V170H82ZM187 171V170H186ZM141 172V171H140ZM188 172H189V170H188ZM187 172V173H188ZM255 172V171H254ZM78 173V172H77ZM171 173V172H170ZM207 173V172H206ZM164 174V173H163ZM195 174V173H194ZM193 174V175H194ZM255 174V173H254ZM133 175H135V174H133ZM200 175V174H199ZM130 176H131V174H130ZM175 176V175H174ZM190 176V175H189ZM212 176H214L213 174H212ZM128 177V176H127ZM200 177V176H199ZM204 177V176H203ZM116 178V177H115ZM136 178V177H135ZM205 178V177H204ZM208 178H210V177H208ZM118 180V179H117ZM116 180V181H117ZM212 180V179H211ZM134 181V180H133ZM195 183H196V180H195ZM210 184V183H209ZM82 185H83V183H82ZM187 185V184H186ZM192 185V184H191ZM249 185V184H248ZM224 186V185H223ZM212 187V186H211ZM224 188V187H223ZM262 189V188H261ZM264 189V188H263ZM262 189V190H263ZM10 190V189H9ZM99 190V189H98ZM131 193V192H130ZM38 194V193H37ZM128 198L129 197H127V199L126 200H128ZM120 201V200H119ZM139 204V203H138ZM142 216V215H141ZM144 216V215H143ZM108 216H105V215H103V214H101V213H97V214H95V218L94 219H96L97 221H99L100 222V224H102L105 228H107V230L108 231H110L111 232V234L117 239V240H121L122 242H126L125 244H127V248H130L131 249V258L130 259H132V263H134V264H153V262H152V260H151V257H153L154 256V251H153V249L152 248H150L149 246H147V245H144V244H140L139 242H138V239H137V236H135L133 233H130L132 236H129V237H127V238H121L120 236H119V232H117V229H115L114 227H113V225L111 224V222L109 221V219L107 218ZM148 219V218H147ZM147 222V221H146ZM112 226H111V225ZM148 224H150V223H148ZM147 228V227H146ZM130 229V228H129ZM29 230V229H28ZM159 235H160V233H159ZM159 235H157L156 236V238H155V240L157 241V243L159 242L160 243V241L162 240V238H164V237H162V235H161V239H160V236ZM127 236V235H126ZM164 241H165V238L163 239ZM164 241H162L163 242V244L164 243H166V241L164 242ZM150 242V241H149ZM146 243V242H145ZM160 244H162V243H160ZM160 244H159V248H162V246H163V244L160 246ZM100 245V244H99ZM157 247V248H158ZM164 248V247H163ZM162 248V249H163ZM159 250H161V249H159ZM110 256V257H109ZM108 260L112 263V264H123L122 262H121V260H119V258L118 257H116V256H114V255H110V254H108Z\"/></svg>", "mask_w": 264, "mask_h": 264}]
</instances>
